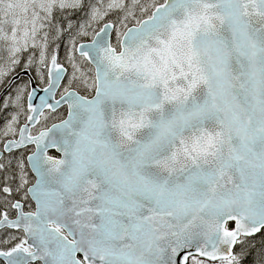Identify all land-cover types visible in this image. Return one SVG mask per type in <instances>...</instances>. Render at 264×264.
Wrapping results in <instances>:
<instances>
[{"label": "snow or ice", "instance_id": "obj_1", "mask_svg": "<svg viewBox=\"0 0 264 264\" xmlns=\"http://www.w3.org/2000/svg\"><path fill=\"white\" fill-rule=\"evenodd\" d=\"M0 264H264V0H0Z\"/></svg>", "mask_w": 264, "mask_h": 264}, {"label": "water", "instance_id": "obj_2", "mask_svg": "<svg viewBox=\"0 0 264 264\" xmlns=\"http://www.w3.org/2000/svg\"><path fill=\"white\" fill-rule=\"evenodd\" d=\"M42 94V93H41ZM38 102V101H37Z\"/></svg>", "mask_w": 264, "mask_h": 264}]
</instances>
